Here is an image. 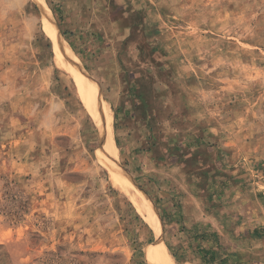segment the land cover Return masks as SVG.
I'll return each mask as SVG.
<instances>
[{"label":"rangeland","instance_id":"obj_1","mask_svg":"<svg viewBox=\"0 0 264 264\" xmlns=\"http://www.w3.org/2000/svg\"><path fill=\"white\" fill-rule=\"evenodd\" d=\"M45 18L111 113L115 164L160 237L99 161V117ZM196 149L223 175L202 185ZM201 231L219 238L209 264H264V0H0V264H149L161 241L174 264H204L217 239Z\"/></svg>","mask_w":264,"mask_h":264},{"label":"bare ground","instance_id":"obj_2","mask_svg":"<svg viewBox=\"0 0 264 264\" xmlns=\"http://www.w3.org/2000/svg\"><path fill=\"white\" fill-rule=\"evenodd\" d=\"M34 1L42 10H44L45 0ZM44 22L45 30L56 48L55 55L57 63L62 65L64 69L70 73L69 75H72V80L75 82L76 88L78 87L80 90L79 94L81 95V99L87 109L93 113L94 116L99 117L97 123L100 128L102 140L104 141L102 148L97 153L99 161L109 172L114 184L135 198L139 210L147 215L146 218L152 224L155 234L160 237V220L153 208L151 200L147 196L142 195L140 189L135 184H131L130 181H128L127 178H125L124 175L118 171L117 165L115 164L116 162L114 161L112 147L108 143L111 128V113L107 109L96 105L88 78L84 74L83 70L78 67L77 57L74 55L69 44L59 36L57 25H54V29L56 30L54 32L53 29H49V22L46 18L44 19ZM139 198L144 200L146 207L141 205ZM147 259L149 264H174L170 259L167 248L162 241L147 253Z\"/></svg>","mask_w":264,"mask_h":264},{"label":"trees","instance_id":"obj_3","mask_svg":"<svg viewBox=\"0 0 264 264\" xmlns=\"http://www.w3.org/2000/svg\"><path fill=\"white\" fill-rule=\"evenodd\" d=\"M70 46L72 47L71 42H69ZM145 78L150 79V83L148 82V86L147 89L148 90H144V87H142V90L140 89V87L136 90L137 95H136V100L138 101L137 104H135V106L138 107L139 111L141 109V113L146 115L147 113L151 112L154 110L153 106H154V89L151 87L152 83L151 80L152 78L146 75H143ZM156 100V99H155ZM208 157L206 150H194L190 153V156L188 158H185V160H193L194 162V168L197 169V171H195L196 174L199 175V177L201 178V184H205L207 182V178L209 174H213V176L215 174H222L220 169L217 168L216 166H213L211 164V166H208V164L205 161V158ZM199 165H198V164ZM213 171V172H212ZM190 172V171H189ZM212 172V173H211ZM20 195L18 196L17 194H14V197H12V200H14V203H20L21 202V198ZM208 201H212V194H208L207 195ZM23 207H26V201H23ZM12 214L16 215L15 217L19 216L18 212H12ZM254 236L258 237V236H262V235H258V232L256 230H254ZM199 238L200 239H205V240H215V242H211V244L207 247H202L198 249V253H199V257L201 258V260L203 261L204 264H209L211 262H215L217 259V250L213 247V244L215 246H220L219 241H218V236L213 232L210 235L207 234V232L205 231H201L199 233ZM170 249V248H169ZM172 253V252H171ZM173 256H175L172 253Z\"/></svg>","mask_w":264,"mask_h":264},{"label":"crops","instance_id":"obj_4","mask_svg":"<svg viewBox=\"0 0 264 264\" xmlns=\"http://www.w3.org/2000/svg\"><path fill=\"white\" fill-rule=\"evenodd\" d=\"M153 99H154V105H156V103H157V102H156V100H155V98H154V97H153Z\"/></svg>","mask_w":264,"mask_h":264}]
</instances>
